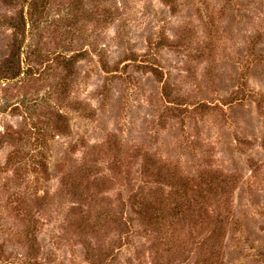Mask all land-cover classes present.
Masks as SVG:
<instances>
[{"label": "rangeland", "instance_id": "obj_1", "mask_svg": "<svg viewBox=\"0 0 264 264\" xmlns=\"http://www.w3.org/2000/svg\"><path fill=\"white\" fill-rule=\"evenodd\" d=\"M0 264H264V0H0Z\"/></svg>", "mask_w": 264, "mask_h": 264}]
</instances>
